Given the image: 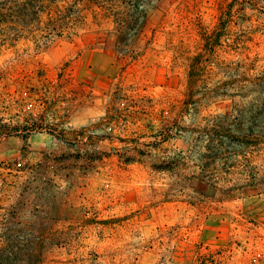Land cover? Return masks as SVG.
Listing matches in <instances>:
<instances>
[{"label": "rangeland", "instance_id": "obj_1", "mask_svg": "<svg viewBox=\"0 0 264 264\" xmlns=\"http://www.w3.org/2000/svg\"><path fill=\"white\" fill-rule=\"evenodd\" d=\"M140 8L0 36V264H226L264 226V0Z\"/></svg>", "mask_w": 264, "mask_h": 264}, {"label": "trees", "instance_id": "obj_2", "mask_svg": "<svg viewBox=\"0 0 264 264\" xmlns=\"http://www.w3.org/2000/svg\"><path fill=\"white\" fill-rule=\"evenodd\" d=\"M141 1L0 0V36L11 31L19 37L46 41L70 38L77 35L80 28L90 26L91 20L90 23L98 27L104 23L115 25L110 34L118 37L131 31L133 24L144 18ZM202 57L201 53L197 54L195 62H200Z\"/></svg>", "mask_w": 264, "mask_h": 264}, {"label": "built area", "instance_id": "obj_3", "mask_svg": "<svg viewBox=\"0 0 264 264\" xmlns=\"http://www.w3.org/2000/svg\"><path fill=\"white\" fill-rule=\"evenodd\" d=\"M230 237L225 246L226 264H264V226H251L242 236L235 232ZM214 253L222 257L219 250Z\"/></svg>", "mask_w": 264, "mask_h": 264}]
</instances>
